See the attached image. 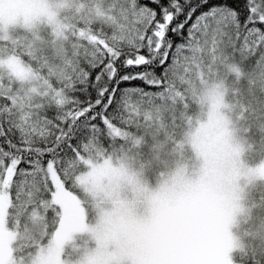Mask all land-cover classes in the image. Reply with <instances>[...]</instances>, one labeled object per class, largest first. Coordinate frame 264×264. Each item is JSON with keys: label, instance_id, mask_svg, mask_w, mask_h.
Wrapping results in <instances>:
<instances>
[{"label": "snow or ice", "instance_id": "snow-or-ice-1", "mask_svg": "<svg viewBox=\"0 0 264 264\" xmlns=\"http://www.w3.org/2000/svg\"><path fill=\"white\" fill-rule=\"evenodd\" d=\"M0 264H264V0H0Z\"/></svg>", "mask_w": 264, "mask_h": 264}]
</instances>
